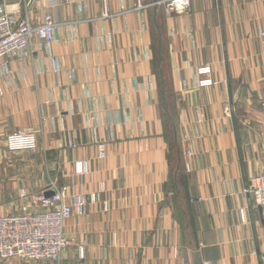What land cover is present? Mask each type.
<instances>
[{
	"label": "crops",
	"instance_id": "1",
	"mask_svg": "<svg viewBox=\"0 0 264 264\" xmlns=\"http://www.w3.org/2000/svg\"><path fill=\"white\" fill-rule=\"evenodd\" d=\"M52 1L0 0L2 13L55 23L49 45L0 58V214L52 183L100 202L64 222L58 262L1 263L264 264V209L243 192L264 173V0H191L170 17L159 4L167 106L149 0ZM202 65L211 87L194 84ZM26 130L35 153H7V136ZM80 160L88 173H75Z\"/></svg>",
	"mask_w": 264,
	"mask_h": 264
},
{
	"label": "built area",
	"instance_id": "2",
	"mask_svg": "<svg viewBox=\"0 0 264 264\" xmlns=\"http://www.w3.org/2000/svg\"><path fill=\"white\" fill-rule=\"evenodd\" d=\"M191 0H161L165 15L189 13ZM56 4V2L54 1ZM53 4V5H55ZM54 27L51 16L45 15L42 23H34L25 15L18 19L10 13L0 11V58L10 55L22 56L25 51H32L33 39L37 38L44 45L54 41ZM260 35L263 33L260 32ZM55 66V65H54ZM57 67L55 66L54 69ZM195 86L207 88L215 84L212 70L208 65L197 67L195 71ZM197 123L202 124L199 114ZM37 131H17L6 138V149L11 153L36 149ZM197 139L202 136L197 135ZM184 142L190 139L183 137ZM69 148H74L73 138L67 141ZM98 158L106 157L105 145L97 146ZM188 157L192 152H187ZM75 172L88 173L87 161H77ZM187 171L189 165L186 164ZM102 190V187L100 188ZM52 196L45 193H29L26 190L19 192V199L23 202L20 213L12 215L0 214V262L12 259L19 261H52L58 262L70 246V240L64 235V222L72 216L82 217L88 212V205L100 202V193L92 192L88 196L69 195L66 186H57L52 183ZM244 193L253 199L255 204L264 208V174L255 177L245 189ZM105 208V206H104ZM79 257H83L82 247L79 248Z\"/></svg>",
	"mask_w": 264,
	"mask_h": 264
},
{
	"label": "water",
	"instance_id": "3",
	"mask_svg": "<svg viewBox=\"0 0 264 264\" xmlns=\"http://www.w3.org/2000/svg\"><path fill=\"white\" fill-rule=\"evenodd\" d=\"M150 5L153 7L152 13V21H153V25L155 27L156 33H157V51H158V62L159 65L162 62V55H161V51H162V34H161V29L160 26L157 22V9H158V5H159V0H149ZM159 78H160V82H161V92H162V97L165 103V106H167L166 103V98H165V84H164V75H163V71L162 69L159 70ZM53 192L49 191L45 193V196L49 197L52 196Z\"/></svg>",
	"mask_w": 264,
	"mask_h": 264
},
{
	"label": "rangeland",
	"instance_id": "4",
	"mask_svg": "<svg viewBox=\"0 0 264 264\" xmlns=\"http://www.w3.org/2000/svg\"><path fill=\"white\" fill-rule=\"evenodd\" d=\"M54 1L56 2V0H53V1H52V4H55ZM158 6H159V5H158ZM46 15H48V14H46ZM49 16H50V15H49ZM51 18H52V17H51ZM157 21L159 22L158 19H157ZM53 22H54V21H53ZM53 61H55V60H53ZM0 87H2V89L0 88V92L2 91L1 93H4V91H3V86L1 85ZM1 95H2V94H1ZM201 119H202V118H201ZM196 125L198 126V125H201V124H198L197 121H196ZM170 130H171V123L169 122L168 119H166V121H165V126H164V132H165L167 135H170ZM16 132H17V131H16ZM11 134H12V133H11ZM9 135H10V134H9ZM196 137H197V136H196ZM196 137L193 139V141L200 140V139H197ZM5 141H6V140H5ZM182 142L185 143V144L188 143V142H187V143L184 142L183 139H182ZM36 148H37V142H36ZM5 150H6V152L9 153V154H20V153L24 154V153H33V152L35 153V150H36V149H34V150H30V151H21V152L11 153V152H9V151L6 149V142H5ZM195 151L197 152V150H195ZM187 152H188V151H186V157H187V158H190L191 156L188 157ZM186 164L189 165V169H190L189 171H187ZM75 169H76V164H75ZM184 170H185V172H188V173L191 172L192 169H191V166H190L189 162L184 163ZM75 173H76V172H75ZM76 174H77V173H76ZM262 174H264V173L257 174L256 176H254V177L250 180V182H251L255 177H257V176H259V175H262ZM250 182H249V183H250ZM249 183H248V184H249ZM246 188H247V186L244 188L243 192L245 191ZM21 190H26L27 192L32 193V194H35V193H36V194H37V193H41V192H34V191L28 190V189H26V188H23V189H21ZM21 190H20V191H21ZM20 191H19V192H20ZM89 194H90V193H89ZM89 194H88V195H89ZM88 195H87V196H88ZM85 197H86V196H85ZM18 199H19V193H18ZM251 199H252V198H251ZM19 200H20V199H19ZM252 200H253V199H252ZM253 202H254V201H253ZM254 203H255V202H254ZM261 208H263V207H261ZM263 209H264V208H263ZM21 210H22V206H21V208H20V211L16 212L15 214L20 213ZM87 213H88V212H87ZM240 213H241V216H242V215H243L242 211H240ZM74 216H75V215H74ZM262 262L264 263V258H262ZM0 264H2V263L0 262Z\"/></svg>",
	"mask_w": 264,
	"mask_h": 264
},
{
	"label": "trees",
	"instance_id": "5",
	"mask_svg": "<svg viewBox=\"0 0 264 264\" xmlns=\"http://www.w3.org/2000/svg\"><path fill=\"white\" fill-rule=\"evenodd\" d=\"M160 67H161V69H162V71H163V75H164V83H165V81H166V77H167V75H166V73H165V71H164V64H163V57H162V63H161V65H160ZM159 66L157 67V71H158V75H159ZM165 98H166V103H168L169 104V94H168V91H166L165 90ZM165 105V104H164ZM165 113H166V111H165ZM168 114V113H167ZM165 115V119H168L169 120V122H170V116H169V114L168 115ZM166 121V120H165ZM171 123V122H170ZM171 129H172V126H171ZM171 131V130H170ZM167 135V134H166ZM167 137H168V142H169V145H170V150L171 151H173L175 148V143H174V141L172 140V138H170V135H167ZM170 178L171 179H173V175H170ZM175 178L176 179H178V177H177V175L175 176ZM178 182H180V181H178Z\"/></svg>",
	"mask_w": 264,
	"mask_h": 264
}]
</instances>
